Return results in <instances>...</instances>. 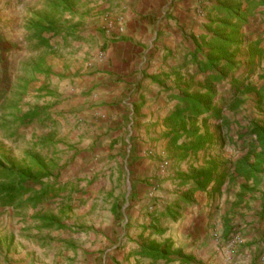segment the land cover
Masks as SVG:
<instances>
[{
	"label": "crops",
	"instance_id": "obj_1",
	"mask_svg": "<svg viewBox=\"0 0 264 264\" xmlns=\"http://www.w3.org/2000/svg\"><path fill=\"white\" fill-rule=\"evenodd\" d=\"M116 4L120 5L114 11L122 17V33L107 47L106 61L95 65L96 74L83 83L82 89H77L78 93H89L83 99L86 105L82 112V131L90 130L98 149L90 154L96 160L84 153L79 159L82 167H86L87 158L94 163L92 169H85L88 173L82 177L88 189L77 192L85 193V197H110L112 201L105 215L109 219L107 228L112 233L107 238L99 236L95 230L101 225L97 223L88 238L79 235L47 240L43 245L29 241L22 247L18 243L12 246V251L0 250V264H264V190L258 193L253 181L247 182L244 177L232 179L230 174L221 187L211 185L205 192H195L191 205L180 203L176 221L161 216L162 212L167 207L172 209L177 199L191 189L192 176L188 180L191 184L183 185L182 173H178L176 180L168 175L156 192V197H163L166 204L156 203L154 213L146 207L147 191L144 194L136 185L138 181L155 184L159 177L154 173L156 163L151 153L173 147L168 137L173 125L167 119L178 104L176 72L182 68L180 64L186 56L195 52L196 41L208 35L217 0H120ZM229 94L219 89L216 101L222 108L221 117L208 121L214 140L202 150V159L200 151L196 156L180 160L196 166L195 174L206 168L210 160L220 166L229 164L223 158L218 161L211 151L221 147L218 128L223 129L230 122L236 121L237 147L243 150L238 160L247 155L250 144L257 146L256 136L250 140L248 135L252 124H264L260 100L256 98L254 105L259 111L251 117H246L241 110L243 104L236 118L231 119L227 105L223 104ZM207 117L204 115L198 124ZM200 128L204 134V128ZM225 130L229 135V129ZM96 136H100L99 141ZM182 143L180 140L178 146ZM111 148L120 154L113 163L107 157ZM114 165L125 167L126 173L120 176L111 170ZM129 165H132L131 172L127 170ZM99 166L107 169L102 176L95 175L101 170ZM257 181L264 182V173L257 176ZM124 182L125 192L116 189L118 183ZM172 182L177 184L176 191ZM245 185L252 189V194L243 191ZM118 198L126 199L124 206ZM243 206L247 207L242 210ZM117 213L121 214L120 219ZM238 238L240 243H235ZM150 242L172 246L169 260L142 256L141 247Z\"/></svg>",
	"mask_w": 264,
	"mask_h": 264
},
{
	"label": "rangeland",
	"instance_id": "obj_2",
	"mask_svg": "<svg viewBox=\"0 0 264 264\" xmlns=\"http://www.w3.org/2000/svg\"><path fill=\"white\" fill-rule=\"evenodd\" d=\"M118 1L70 0L72 13L67 12L61 17L50 11L53 0H0V163L30 164V156L38 155L44 168L42 183L59 189L56 197L48 196L36 207L0 206L2 252L4 248L12 251L13 245L18 246L20 243L22 247L23 243L29 241L43 245L47 240L79 235L88 238L93 232L92 226L97 223L101 225L100 229L95 230L99 236L107 238L112 233L107 228L109 219L105 215L112 201L110 197H85V193L77 192L88 189L82 177L88 173L85 169H92L94 163L87 158L86 167H82L79 159L83 153L90 155L97 149L90 130L82 131V112L86 105L83 99L89 93H78L77 89H82L83 83L96 74L95 65L106 61L107 47L122 33V17L116 16L114 11L120 9V5L116 4ZM159 12L161 15L164 11ZM259 13L242 29L245 41L264 39V9ZM38 20H44L42 22L45 25L52 21L60 29L57 34L44 35L48 45L42 46L35 31L29 30V26ZM184 63L183 60L180 67ZM249 82L258 89L264 88V62L257 66ZM228 89V84L221 87L223 93H227ZM228 96V100L231 99V95ZM243 97L245 105L241 110L245 111L246 117H251L259 111L254 105L258 96L249 93ZM231 107L232 103H229L226 108L233 119L238 111H232ZM37 110L40 111L39 116L33 122H20L23 116ZM230 123L224 125L223 129L218 128L221 147L211 151V154L218 161H222V158L228 161L230 171L234 172L231 165L238 160L243 150L237 147L236 121ZM230 126H234L233 129ZM226 128L229 129V135H226ZM99 139L100 136H96V141ZM188 145L183 140L181 149L176 146L165 147L157 154L151 153L156 163L154 173L159 178L152 185L146 181L136 182L144 194L147 191L148 211L154 213L156 203L166 204L163 197H156V192L161 189L168 175L174 176L176 180L178 173H182L183 180H189L195 174L194 169H198L196 166L180 161ZM224 147L228 148L227 151ZM102 152L105 150L102 149ZM114 152L111 148L107 154L112 163L120 156ZM199 155L202 159L203 151ZM204 161L203 158V164L206 165ZM131 166H127L129 172L132 171ZM98 168L101 170L95 172L96 176L106 173L105 166ZM35 170L39 171L38 168ZM111 170H116L120 176L126 173L125 167L121 169L114 165ZM5 183L0 177V187ZM171 184L176 191L177 184ZM33 187L37 191L41 189L37 184ZM255 187L261 193L264 182L255 184ZM116 189L125 192V182L118 183ZM117 200L120 205H125V198ZM98 207L100 211L97 214ZM151 207L153 210H150ZM246 207L243 206L242 210Z\"/></svg>",
	"mask_w": 264,
	"mask_h": 264
},
{
	"label": "trees",
	"instance_id": "obj_3",
	"mask_svg": "<svg viewBox=\"0 0 264 264\" xmlns=\"http://www.w3.org/2000/svg\"><path fill=\"white\" fill-rule=\"evenodd\" d=\"M70 3V0H53L50 11L62 17L67 12L72 13L73 6ZM261 9H264V0H217L208 25V35L196 41L195 52L186 56L184 65L176 72L178 104L167 123L173 125L168 136L171 138L170 146L180 148V140L189 144L181 160L189 155L196 156L213 142L214 137L210 135L207 124L210 118L221 117L222 108L218 107L216 101L221 87L226 84L229 86L231 99L223 104L232 103V111L238 110L245 103L243 96L249 93L256 94L263 105L264 88H256L249 80L257 66L264 62V39L245 41L242 33V29L250 23L254 15L260 14ZM42 21L31 24L29 30H34L36 38L45 46L48 43L44 35L57 34L60 29L52 21L49 25ZM39 112L37 110L23 116L20 122H33ZM204 115L208 117L201 125L198 124ZM200 126L204 128V134L201 133ZM251 128L253 129L248 138L252 140L256 136L257 146L250 144L247 155L231 165L234 172L230 171V164L220 166L215 160L208 161L206 168L192 176L191 189L177 199L172 209L167 207L161 216L176 221L180 203L191 205L195 192H205L211 185L221 187L230 174L232 179L244 177L247 182L259 183L257 176L264 173V124L257 122ZM30 159V164L0 163V177L6 181L0 187L1 207H36L48 196L54 198L59 194V189L42 183V159L38 155H32ZM37 168L39 171L35 170ZM191 183L188 180L183 181V185ZM36 184L41 186L40 191L33 187ZM243 191L253 193L247 185ZM116 216L118 219L122 217L119 213ZM171 248L169 244L161 246L157 242H150L149 245L141 247L140 254L153 260H169ZM178 256L181 257L180 254ZM181 258L185 262V258Z\"/></svg>",
	"mask_w": 264,
	"mask_h": 264
},
{
	"label": "built area",
	"instance_id": "obj_4",
	"mask_svg": "<svg viewBox=\"0 0 264 264\" xmlns=\"http://www.w3.org/2000/svg\"><path fill=\"white\" fill-rule=\"evenodd\" d=\"M150 210H153V208L151 207ZM240 241H241V239L238 238L235 240V243H240Z\"/></svg>",
	"mask_w": 264,
	"mask_h": 264
}]
</instances>
